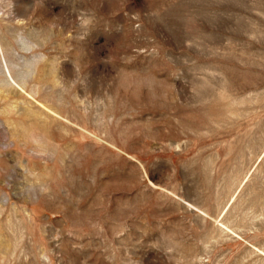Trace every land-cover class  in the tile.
Wrapping results in <instances>:
<instances>
[{
    "label": "rangeland",
    "instance_id": "rangeland-1",
    "mask_svg": "<svg viewBox=\"0 0 264 264\" xmlns=\"http://www.w3.org/2000/svg\"><path fill=\"white\" fill-rule=\"evenodd\" d=\"M0 264H264V0H0Z\"/></svg>",
    "mask_w": 264,
    "mask_h": 264
},
{
    "label": "bare ground",
    "instance_id": "bare-ground-1",
    "mask_svg": "<svg viewBox=\"0 0 264 264\" xmlns=\"http://www.w3.org/2000/svg\"><path fill=\"white\" fill-rule=\"evenodd\" d=\"M9 74V73H8Z\"/></svg>",
    "mask_w": 264,
    "mask_h": 264
}]
</instances>
